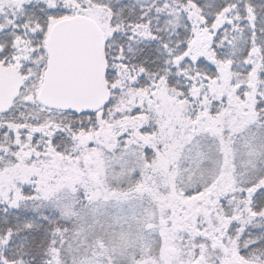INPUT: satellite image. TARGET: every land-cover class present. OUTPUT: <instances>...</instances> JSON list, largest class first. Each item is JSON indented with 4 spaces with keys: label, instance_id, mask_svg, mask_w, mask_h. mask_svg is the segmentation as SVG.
<instances>
[{
    "label": "snow or ice",
    "instance_id": "6c2138e0",
    "mask_svg": "<svg viewBox=\"0 0 264 264\" xmlns=\"http://www.w3.org/2000/svg\"><path fill=\"white\" fill-rule=\"evenodd\" d=\"M0 264H264V0H0Z\"/></svg>",
    "mask_w": 264,
    "mask_h": 264
}]
</instances>
